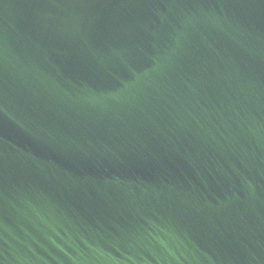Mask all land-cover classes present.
<instances>
[{"label": "water", "instance_id": "obj_1", "mask_svg": "<svg viewBox=\"0 0 264 264\" xmlns=\"http://www.w3.org/2000/svg\"><path fill=\"white\" fill-rule=\"evenodd\" d=\"M0 264H264V0H0Z\"/></svg>", "mask_w": 264, "mask_h": 264}]
</instances>
